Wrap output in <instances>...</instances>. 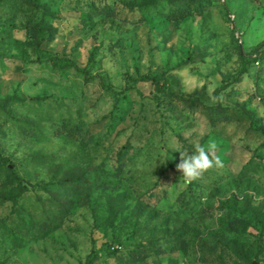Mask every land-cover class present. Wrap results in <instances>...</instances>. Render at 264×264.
Returning <instances> with one entry per match:
<instances>
[{"label":"rangeland","instance_id":"rangeland-1","mask_svg":"<svg viewBox=\"0 0 264 264\" xmlns=\"http://www.w3.org/2000/svg\"><path fill=\"white\" fill-rule=\"evenodd\" d=\"M0 264H264V0H0Z\"/></svg>","mask_w":264,"mask_h":264},{"label":"clouds","instance_id":"clouds-1","mask_svg":"<svg viewBox=\"0 0 264 264\" xmlns=\"http://www.w3.org/2000/svg\"><path fill=\"white\" fill-rule=\"evenodd\" d=\"M219 98L211 97L212 103L218 102ZM217 145L214 141H209L207 146L195 145L192 154H189L187 150L181 151L177 148L173 150L179 151L180 163L176 165L177 170L182 172L181 179L185 183H192L203 175L212 170L223 167V162L219 156L216 155Z\"/></svg>","mask_w":264,"mask_h":264},{"label":"trees","instance_id":"trees-1","mask_svg":"<svg viewBox=\"0 0 264 264\" xmlns=\"http://www.w3.org/2000/svg\"><path fill=\"white\" fill-rule=\"evenodd\" d=\"M58 64V63H57ZM59 65H55V68H57ZM145 80H149V82L154 86V88L159 92V93H163L165 90L170 91L171 90V85L169 82H166L165 85L161 86L160 85V81L159 80H155V79H145ZM224 88H219L216 90V94L218 95L221 91H223ZM186 102H190V103H194L197 102V98L196 97H191L189 99L186 100Z\"/></svg>","mask_w":264,"mask_h":264}]
</instances>
